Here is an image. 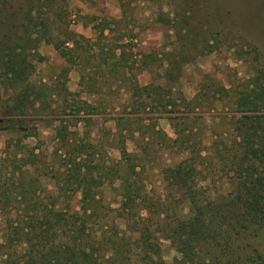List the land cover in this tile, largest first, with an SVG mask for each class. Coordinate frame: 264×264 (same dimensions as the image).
Here are the masks:
<instances>
[{"label":"trees","instance_id":"16d2710c","mask_svg":"<svg viewBox=\"0 0 264 264\" xmlns=\"http://www.w3.org/2000/svg\"><path fill=\"white\" fill-rule=\"evenodd\" d=\"M28 2L20 24L0 11V92L22 88L35 68L27 55L36 53L42 43L53 44L69 60L75 57V48L65 46L73 41L74 32L57 39L40 12L44 0ZM188 6L181 19L170 25L179 44L160 57L156 52L147 54L144 61L148 65L151 58L162 66L165 83L134 84L131 94L143 110L156 105L175 129L176 137H169L156 129L162 116L147 117L148 132L166 146L177 144L185 154L164 167L163 173L187 209L170 214L164 202L139 187L141 159L127 149V140L138 137L128 126L131 118H114L118 130L113 136L122 157L108 171L94 158L92 143L78 141L77 134L62 123L55 132L58 151L66 158L63 170L46 166L47 155L35 147L7 142L0 158V215L5 223L0 264H264V39L255 36V13L260 8L253 0H202L200 7ZM1 22L13 28L6 29ZM229 37L254 52L250 62L256 68L250 82L243 88H227L220 81L211 80L210 85L205 79L188 99L177 88L184 66L210 42ZM114 58L118 59L116 52ZM126 65V58L112 65L120 87L133 83L125 78ZM65 91L67 104L69 90ZM29 92L30 108L55 95L35 88ZM217 100H228L234 113L228 131H215L209 141L198 138L188 123L191 117L175 115L181 105L191 112L215 109ZM25 108L21 103L14 106L23 114ZM24 116L17 117L13 126L28 138L37 131L28 127L30 119ZM140 135L146 140L143 132ZM215 175L226 186L224 192L213 194L199 185ZM45 177L54 180L50 190L44 187ZM107 178L112 184L118 182L117 207L104 202L101 189ZM164 241L176 251L172 263L163 259Z\"/></svg>","mask_w":264,"mask_h":264},{"label":"rangeland","instance_id":"374dc122","mask_svg":"<svg viewBox=\"0 0 264 264\" xmlns=\"http://www.w3.org/2000/svg\"><path fill=\"white\" fill-rule=\"evenodd\" d=\"M28 1L0 0V11L20 24L26 8L29 7ZM201 1L44 0L45 5L40 12L47 20L51 33L60 40H64L65 33L69 31L76 35L72 42L65 45L75 48V57L69 60L62 56L53 44L42 43L36 53L27 55L35 65L30 71L28 82L23 83L22 88L18 90H1L0 158L8 140H12L14 143H26L35 147L36 152L47 155L46 166L53 170H63L66 158L58 151L59 144L55 132V127L63 123L72 133L77 134L78 141L92 143L90 150L94 153V158L108 171L112 163L122 157L118 140L113 136L116 129L118 130L115 119L131 118L132 122L128 126L136 131L138 137L127 140V149L141 159L140 166L137 167V171L141 172L138 176L139 187L154 200L164 202L170 214L181 207L183 208L180 211L184 212L187 203L176 189L169 186L163 169L180 161L185 154L177 144L166 146L155 133L148 132L147 117L162 116L156 120V129L169 137H176L175 129L166 114H161L156 105L143 110V104L137 106V98L131 97V94L134 92V84L145 86L149 83H165V77L161 74L162 66L159 67L151 58H147L150 64L146 65V55L156 52L160 57L163 51L178 45V36L170 28L172 21L181 19L179 16L189 8L188 4L197 8L200 7ZM253 4L260 8L259 12L255 13L258 30L255 36L263 40L264 0H253ZM193 21L196 22L195 17ZM2 26L6 29L13 28L11 23ZM233 43L231 37L210 42L206 50H201V55L186 63L177 88L182 90L188 99L195 95L199 83L205 79L210 85L214 83L211 80L215 79L227 88L231 85L233 88L236 85L237 88H243L254 75L256 65L250 62L254 52L250 47L240 48L238 44ZM115 52L118 59L114 58ZM125 58V78H130L133 83L130 85L128 81V87H120L112 65L115 60L123 62ZM25 88L27 91H24ZM34 88L46 94L54 92L55 95L49 98L47 103L38 100L36 108H30L29 90ZM66 88L69 90L67 104L64 101ZM17 95L19 101H16ZM216 97H219V94ZM16 103L26 104L24 117L30 119L27 125L37 131L28 138L18 134L17 127L13 126L16 125L14 123L17 117L25 115L14 110ZM215 107H204L191 112L181 105L177 107L180 110L175 115L191 117L188 123L198 132V138L209 141L215 131H228L229 119L234 113L229 108L228 100H217ZM37 110V114H34ZM142 132L147 136L146 140L139 137ZM233 137L234 135L230 136L231 139ZM53 181L45 177L44 187L50 190ZM199 185L213 194L224 192L226 189L216 175L212 179L208 176L207 180ZM101 190L104 202L117 207L120 199L118 182L112 184L107 178ZM4 226V219L0 215V241H3ZM175 254L176 251L170 243L164 241L163 259L172 263Z\"/></svg>","mask_w":264,"mask_h":264}]
</instances>
